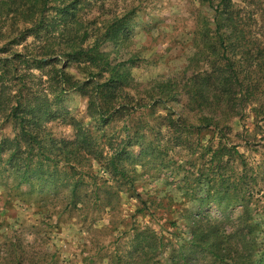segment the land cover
Masks as SVG:
<instances>
[{"label":"trees","instance_id":"1","mask_svg":"<svg viewBox=\"0 0 264 264\" xmlns=\"http://www.w3.org/2000/svg\"><path fill=\"white\" fill-rule=\"evenodd\" d=\"M85 1V5H93L90 0H73L68 5L65 0L62 3L60 0H0V38L6 40L0 47V113L15 131L12 139L5 138L0 143V154L10 153L7 163L22 172L18 174L19 184L29 186L34 177L46 179L43 172L38 174L43 162L58 166L62 161L79 176L76 186L85 184L82 177L86 175L81 174L82 168L90 161H97L105 173L121 180L123 186L131 183L134 187V180L122 162L129 147L143 146L141 140L146 137L143 127L136 128L131 139V128L124 126L125 138H107L103 146L90 131L78 127L74 142L60 144L53 141L52 146L47 145L48 132L44 124L56 117L57 112H51L52 106L70 92H78L87 98L89 115L106 126L119 118L147 116L154 113L157 105L172 111L167 106L175 103L181 107L179 115L174 118L171 113L161 119L163 127L180 134L178 140L181 134L193 129L187 125L190 123L185 114L198 115L202 125L215 128L221 135L219 146L214 151L209 150L213 153L211 164L224 158L227 164L242 160L243 155L237 146L228 147L227 142H223L226 139L224 130L229 128L230 120L241 121L246 117L249 108L254 114L260 113L264 121L262 1L199 0L200 7H206L210 13L197 19L194 52L187 67L174 79L145 90L142 96L138 94L139 97L132 94L138 91L132 71L140 61L139 55L130 50V23L135 11L123 15L105 14L106 18L95 23L75 14L77 5ZM52 5L56 9V18L50 25L47 16ZM7 22H10L9 26ZM4 25L8 29L6 32L3 31ZM60 25L63 26L60 37H46L36 48L25 45L22 51L12 52L11 47L22 45L32 36L42 37L39 34L42 30L55 32ZM72 62L86 73V79L67 72ZM33 68L42 73L39 79L41 90L37 93L31 86V80L36 78L30 72ZM23 69L26 70L23 72ZM195 129L203 128L197 126ZM36 158L43 162L31 168ZM219 177L222 185L228 184L229 187L218 191V207L227 197H238L235 194L240 188L244 191L241 196L247 212L256 177L245 181L247 174H241L232 183H228L230 177L224 178L223 174ZM91 178L95 181L93 185H97L98 179ZM101 181L108 185L109 181ZM119 193L105 192L109 197L112 195L110 199L114 205L119 200ZM145 210V214L155 217L149 208ZM202 213L195 214L190 239L183 243L166 238L150 226L137 230L133 244L135 254L129 264H260L253 260L254 242L246 239L258 237L257 233L263 234L262 226L255 222L251 213L236 220L226 218L231 225L237 224L230 226L231 232L221 225L223 221ZM172 227L177 224L172 223ZM239 242L245 252L239 250ZM30 245L34 250V242ZM261 248L264 250V241ZM27 249L11 244L9 259H13L8 260V264L20 263L17 253L22 250L21 264H35L38 259ZM165 253L168 256L163 262L161 257ZM115 258L120 263L125 262V257L116 254Z\"/></svg>","mask_w":264,"mask_h":264},{"label":"rangeland","instance_id":"2","mask_svg":"<svg viewBox=\"0 0 264 264\" xmlns=\"http://www.w3.org/2000/svg\"><path fill=\"white\" fill-rule=\"evenodd\" d=\"M72 1L65 0V4ZM90 1L93 5H85L86 1L77 5V17L97 23L106 18L105 14L123 15L135 11L130 23V50L140 57L132 71L139 91L132 92L135 97L180 75L194 52L197 19L210 13L206 7H200L199 0ZM261 1L264 10V0ZM53 6L47 16L50 25L56 18ZM7 24L9 26L10 22ZM62 28L60 25L50 33L42 30L39 33L42 37L32 36L11 50L22 51L25 45L36 48L46 37H60ZM6 30L4 25L3 31ZM5 43V38H0V47ZM30 72L36 77L31 80L33 92H40L42 73L36 68ZM67 72L79 79L87 78L74 62L69 64ZM167 107L172 111L157 105L154 113L147 116L119 118L106 126L89 115L87 98L78 92H70L52 106L51 112H57L56 117L44 124L48 146H52L53 141L60 144L74 142L78 127L90 131L102 146L110 137L125 138L124 126L131 128V139L136 128L143 127L146 134L141 140L143 146L129 147L122 162L134 180V187L131 183L123 186L121 180L105 173L97 161L85 164L81 173L86 175L82 177L85 184L76 186L79 176L74 175L76 173L67 167L65 161L56 166L37 158L31 168L43 162L38 174L43 172L46 179L34 177L29 186H22L18 178L22 172L7 163L10 153L0 154V264H8V260L13 259H9L11 244L29 248L30 254L38 259L35 264H129L135 254L133 244L137 230L150 226L166 238L183 243L190 239L193 219L199 211L223 221L221 225L226 226L227 232H231L230 226L237 224L231 225L226 218L236 220L249 212L262 226L264 234V121L260 113L254 114L249 108L246 117L241 121L230 120L229 128L224 130L226 139L223 142H227L228 147L237 146L243 155L242 160L227 164L224 158L212 165L213 153L209 150L214 151L219 146L221 135L218 130L202 125L198 115L185 114L190 123L187 125L193 129L181 134L178 140L180 134L163 127L161 118L171 113L176 118L181 107L175 103ZM197 126L203 129H195ZM14 136L13 125L0 113V143ZM220 174L224 178L230 177L228 183L241 174H247L245 181L256 177L247 212L241 196L244 191L240 188L235 194L238 197H227L218 207V191L229 187L228 184L222 185ZM92 176L98 179L97 185H93ZM101 179L109 181L108 185H103ZM231 190L234 192L233 188ZM106 191L120 192L115 205L110 199L112 195L109 197ZM145 208L154 212L155 217L145 214ZM172 223L177 227L173 228ZM257 234L258 237L246 239L254 242L253 260L264 264V250L261 248L264 236ZM31 242H34V250L30 249ZM238 247L245 252L240 242ZM23 252L17 253L18 264L22 262ZM116 254L125 257V262L120 263ZM194 255L201 259L199 254ZM167 256L165 253L161 260L165 262Z\"/></svg>","mask_w":264,"mask_h":264}]
</instances>
